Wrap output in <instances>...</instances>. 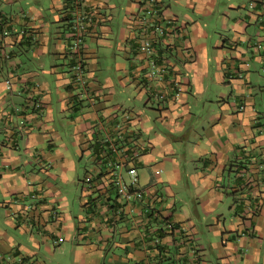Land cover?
Instances as JSON below:
<instances>
[{"label":"crops","instance_id":"1","mask_svg":"<svg viewBox=\"0 0 264 264\" xmlns=\"http://www.w3.org/2000/svg\"><path fill=\"white\" fill-rule=\"evenodd\" d=\"M149 8L83 0L79 77L70 0H0V264H264V0Z\"/></svg>","mask_w":264,"mask_h":264},{"label":"built area","instance_id":"2","mask_svg":"<svg viewBox=\"0 0 264 264\" xmlns=\"http://www.w3.org/2000/svg\"><path fill=\"white\" fill-rule=\"evenodd\" d=\"M147 4L150 5V12H155L152 9L153 4L155 3V0H146ZM71 6L74 8V12L70 15V23H71V29L73 30L74 38H75V44L76 46L72 47L74 50V53L76 54V64L74 66V69L76 70L77 74L79 77H82L84 70H85V65L83 64V60L80 54V51L82 52V40H83V34L87 30L88 26L91 24V18L88 12H86L83 9V0H70ZM153 16V15H152ZM135 19V17H134ZM139 23L144 26L147 25L150 27V32L156 31L159 33L160 38H162L165 34V28L162 27L161 25L149 23L148 19L146 17H143L141 20L139 19ZM1 33V30H0ZM3 35H8V32H3ZM79 47V48H78ZM139 50L140 53L143 54L146 58L150 57L149 59V66H150V72L149 77H157L160 75L157 66H156V60L154 59V41L151 38L146 37L145 35L142 37L141 42L139 43ZM174 88L177 90L180 87V83L175 82L174 83ZM180 90L178 92H175L174 97L178 98L180 96ZM158 100H164L165 96L164 95H157ZM37 109L40 108V104H36ZM244 107L240 106L239 110H243ZM141 154L139 151H134L132 154H130L131 159H138L140 158ZM129 173L132 176V182L135 183L137 181V176H136V171L135 168H132L129 170ZM156 174H159L160 171H156ZM86 180H89V178H86ZM143 194H140L139 197L142 198Z\"/></svg>","mask_w":264,"mask_h":264},{"label":"rangeland","instance_id":"3","mask_svg":"<svg viewBox=\"0 0 264 264\" xmlns=\"http://www.w3.org/2000/svg\"><path fill=\"white\" fill-rule=\"evenodd\" d=\"M13 7H16V8H18L19 6H11V8H13ZM9 9V8H8ZM13 11H14V8H13ZM54 25V27L56 26H59L60 24L59 23H56V24H53ZM32 55V54H31ZM22 58H24L25 59V56H22ZM149 72H150V68H149ZM148 72V73H149ZM70 191H72L73 192V194H74V190H70ZM59 261H60V259H59ZM47 262V264H51V262L50 261H46Z\"/></svg>","mask_w":264,"mask_h":264},{"label":"trees","instance_id":"4","mask_svg":"<svg viewBox=\"0 0 264 264\" xmlns=\"http://www.w3.org/2000/svg\"><path fill=\"white\" fill-rule=\"evenodd\" d=\"M1 34L3 35V29H1Z\"/></svg>","mask_w":264,"mask_h":264}]
</instances>
